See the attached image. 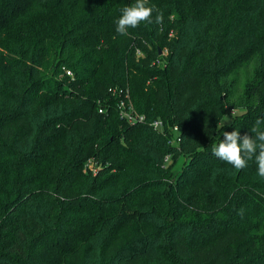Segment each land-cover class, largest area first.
Listing matches in <instances>:
<instances>
[{
    "label": "trees",
    "instance_id": "1",
    "mask_svg": "<svg viewBox=\"0 0 264 264\" xmlns=\"http://www.w3.org/2000/svg\"><path fill=\"white\" fill-rule=\"evenodd\" d=\"M135 2L0 0V264H264L255 159L212 154L264 120V0H147L122 36Z\"/></svg>",
    "mask_w": 264,
    "mask_h": 264
},
{
    "label": "clouds",
    "instance_id": "2",
    "mask_svg": "<svg viewBox=\"0 0 264 264\" xmlns=\"http://www.w3.org/2000/svg\"><path fill=\"white\" fill-rule=\"evenodd\" d=\"M155 5L147 6V0H136L135 4L121 10L122 14L116 21V32L122 36L128 35V29H135L142 22L152 23V13ZM155 23H163V14L158 10ZM264 120H257L250 129L251 135H240L239 131L224 132L223 139L212 148V154L222 162L229 164L238 172L247 167L249 160L255 159L257 175L264 179ZM254 134V135H252ZM243 215V210L238 212Z\"/></svg>",
    "mask_w": 264,
    "mask_h": 264
},
{
    "label": "built area",
    "instance_id": "3",
    "mask_svg": "<svg viewBox=\"0 0 264 264\" xmlns=\"http://www.w3.org/2000/svg\"><path fill=\"white\" fill-rule=\"evenodd\" d=\"M66 74L67 75H71L70 71L66 70ZM117 108L120 112V115L122 118L126 119L129 123H136V122H140L143 120L144 116L143 115H139L136 110L133 109L132 103L129 100V94L125 93V97H121L118 99L117 102ZM99 111H101L99 109ZM151 126H153V128L155 130H160L163 131L164 130V126L162 124V121L160 119H156L154 121L151 122ZM179 127L177 125H175V127H173L172 129V136H170L169 138V142L173 145H175V143L178 142L179 140ZM169 155L165 156V162L167 163L169 161Z\"/></svg>",
    "mask_w": 264,
    "mask_h": 264
},
{
    "label": "rangeland",
    "instance_id": "4",
    "mask_svg": "<svg viewBox=\"0 0 264 264\" xmlns=\"http://www.w3.org/2000/svg\"><path fill=\"white\" fill-rule=\"evenodd\" d=\"M238 112V109H230L225 115H224V118L220 121V124H224V123H229L232 119V115L233 113H237ZM184 158H181L180 161H178L176 163V165L174 166V170H178L181 168V165H182V162H183ZM171 162V160L169 159V161L167 163ZM88 167L90 168V170H93V164L92 163H89L88 164Z\"/></svg>",
    "mask_w": 264,
    "mask_h": 264
}]
</instances>
